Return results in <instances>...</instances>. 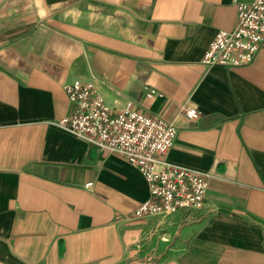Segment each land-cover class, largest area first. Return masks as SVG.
Instances as JSON below:
<instances>
[{"label": "crops", "instance_id": "obj_1", "mask_svg": "<svg viewBox=\"0 0 264 264\" xmlns=\"http://www.w3.org/2000/svg\"><path fill=\"white\" fill-rule=\"evenodd\" d=\"M250 1L0 0V264H264V42L200 63ZM75 79L172 122L167 159L210 174L205 204L135 218L139 169L56 124Z\"/></svg>", "mask_w": 264, "mask_h": 264}, {"label": "built area", "instance_id": "obj_2", "mask_svg": "<svg viewBox=\"0 0 264 264\" xmlns=\"http://www.w3.org/2000/svg\"><path fill=\"white\" fill-rule=\"evenodd\" d=\"M237 8L234 28L215 33L202 65L232 68L255 59L264 42V0L240 2ZM64 89L72 109L56 124L91 146L121 156L144 176L149 198L133 210L135 218L167 216L205 204L210 174L167 159L177 133L172 122L134 109L131 101L122 109L109 106L91 81L75 79ZM154 94V89L147 93ZM184 114L196 119L200 111L188 106Z\"/></svg>", "mask_w": 264, "mask_h": 264}]
</instances>
